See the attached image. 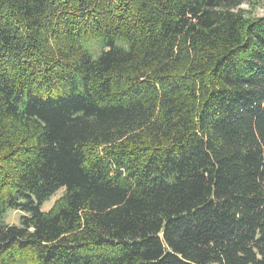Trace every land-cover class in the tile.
<instances>
[{
  "label": "trees",
  "instance_id": "obj_1",
  "mask_svg": "<svg viewBox=\"0 0 264 264\" xmlns=\"http://www.w3.org/2000/svg\"><path fill=\"white\" fill-rule=\"evenodd\" d=\"M247 1L0 0V264H264Z\"/></svg>",
  "mask_w": 264,
  "mask_h": 264
},
{
  "label": "rangeland",
  "instance_id": "obj_2",
  "mask_svg": "<svg viewBox=\"0 0 264 264\" xmlns=\"http://www.w3.org/2000/svg\"><path fill=\"white\" fill-rule=\"evenodd\" d=\"M243 8L247 10L253 16H263L264 15V0H248L244 5ZM82 44L85 49L90 53V55L98 58L104 50L108 48L105 47V43L100 40L98 37L92 36V38L84 37L82 39ZM121 45V44H120ZM64 192L57 193L52 200L46 204H44L43 210L50 211L53 208V204L63 196ZM20 213L9 211L8 217L6 222L10 224L19 225Z\"/></svg>",
  "mask_w": 264,
  "mask_h": 264
}]
</instances>
